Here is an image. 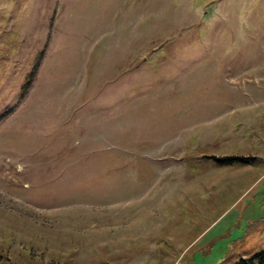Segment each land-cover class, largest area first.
Instances as JSON below:
<instances>
[{"label":"rangeland","instance_id":"1","mask_svg":"<svg viewBox=\"0 0 264 264\" xmlns=\"http://www.w3.org/2000/svg\"><path fill=\"white\" fill-rule=\"evenodd\" d=\"M263 250L264 0H0V264Z\"/></svg>","mask_w":264,"mask_h":264},{"label":"trees","instance_id":"2","mask_svg":"<svg viewBox=\"0 0 264 264\" xmlns=\"http://www.w3.org/2000/svg\"><path fill=\"white\" fill-rule=\"evenodd\" d=\"M209 158L213 159L218 164L224 165H245V164H255L258 162V157L252 156H244V155H224L220 157H216L214 155L208 156ZM264 264V250L258 253L254 259H248L245 257L239 258L236 264Z\"/></svg>","mask_w":264,"mask_h":264}]
</instances>
